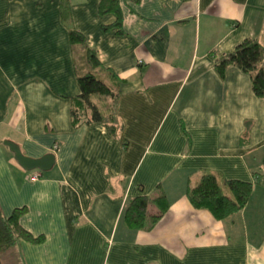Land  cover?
<instances>
[{"label":"crops","instance_id":"crops-1","mask_svg":"<svg viewBox=\"0 0 264 264\" xmlns=\"http://www.w3.org/2000/svg\"><path fill=\"white\" fill-rule=\"evenodd\" d=\"M70 1L94 71L57 0H0V209H25L21 226L42 239L17 243L21 264H264V98L251 75L215 68L245 40L264 48V0L123 1L122 34L100 0ZM91 71L114 93L91 102L115 124L87 110L73 126L78 77ZM5 141L55 166L31 181ZM206 174L260 184L217 221L187 196ZM159 189L165 216L127 228L129 202Z\"/></svg>","mask_w":264,"mask_h":264},{"label":"trees","instance_id":"trees-1","mask_svg":"<svg viewBox=\"0 0 264 264\" xmlns=\"http://www.w3.org/2000/svg\"><path fill=\"white\" fill-rule=\"evenodd\" d=\"M60 5L64 23L69 29V41L72 47L83 46L84 63L92 71L101 67L96 53L85 47L83 35L72 26L71 1L57 0ZM138 4L140 0H100L98 13L101 17L114 15L116 21L111 29H118L122 34L123 15L121 2ZM107 28H104L106 30ZM264 58V48L256 41L245 40L239 44L233 53L215 63L219 76L223 77L228 67L239 68L246 74L251 75L253 91L259 98H264V70L260 68ZM87 73L78 77L80 90L79 102L72 111L73 126L78 124V119L86 116L87 110L91 111V121L94 123H109L98 109L92 104V97H113L114 93L95 74ZM116 123V122H115ZM260 184L257 177L255 183L241 181H220L213 174L204 175L195 187L189 189L188 199L197 210H206L217 221H225L238 214L247 206L255 185ZM227 191L229 193L226 194ZM169 210V203L163 191L150 198L140 196L130 201L124 214L123 220L132 231H150L165 216ZM25 209H16L12 215L6 218L0 209V264H21L16 245L20 240L31 243H39L42 239H35L26 232L20 224ZM14 259V262L11 261Z\"/></svg>","mask_w":264,"mask_h":264},{"label":"water","instance_id":"water-1","mask_svg":"<svg viewBox=\"0 0 264 264\" xmlns=\"http://www.w3.org/2000/svg\"><path fill=\"white\" fill-rule=\"evenodd\" d=\"M3 145L9 149V151L13 154L15 161L17 164L25 171V172H48L50 171L56 163V157L53 154H49L44 156L41 159H32L23 154L20 147L15 143L5 141Z\"/></svg>","mask_w":264,"mask_h":264},{"label":"rangeland","instance_id":"rangeland-1","mask_svg":"<svg viewBox=\"0 0 264 264\" xmlns=\"http://www.w3.org/2000/svg\"><path fill=\"white\" fill-rule=\"evenodd\" d=\"M100 80H102L101 78H100ZM103 81V80H102ZM109 122H110V124H115V116H114V111H112L111 113H110V115L108 116V119H107ZM36 172V171H35ZM35 172H29V173H35ZM11 261L12 262H14V259H11Z\"/></svg>","mask_w":264,"mask_h":264},{"label":"built area","instance_id":"built-area-1","mask_svg":"<svg viewBox=\"0 0 264 264\" xmlns=\"http://www.w3.org/2000/svg\"><path fill=\"white\" fill-rule=\"evenodd\" d=\"M41 178V173L39 172H35L31 177H30V180L31 181H36V180H39Z\"/></svg>","mask_w":264,"mask_h":264}]
</instances>
